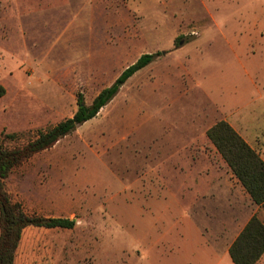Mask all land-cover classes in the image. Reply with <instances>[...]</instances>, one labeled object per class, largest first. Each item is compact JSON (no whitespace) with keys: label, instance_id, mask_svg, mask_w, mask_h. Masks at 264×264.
I'll use <instances>...</instances> for the list:
<instances>
[{"label":"rangeland","instance_id":"rangeland-1","mask_svg":"<svg viewBox=\"0 0 264 264\" xmlns=\"http://www.w3.org/2000/svg\"><path fill=\"white\" fill-rule=\"evenodd\" d=\"M145 53L158 56L96 117L7 178L27 212L76 220L27 227L16 264H181L183 223L167 229L147 205L163 175L190 149L204 152L195 165L228 170L207 136L222 119L264 158V0H0L3 145L72 117L79 94L90 104ZM208 226L193 224L202 263ZM218 227L223 261L237 226Z\"/></svg>","mask_w":264,"mask_h":264},{"label":"trees","instance_id":"trees-1","mask_svg":"<svg viewBox=\"0 0 264 264\" xmlns=\"http://www.w3.org/2000/svg\"><path fill=\"white\" fill-rule=\"evenodd\" d=\"M158 54H142L108 87L102 89L90 104L82 94L72 117L41 130L38 135L15 147H5L0 138V264H16L24 230L29 226L47 229H72L76 220L67 217H47L29 213L20 201H15L6 188L12 171L32 156L53 147L79 126L93 119L119 93L121 87L138 71L152 63ZM7 93L0 82V98ZM207 136L254 203L264 206V158L226 120L214 123ZM12 137V136H10ZM229 255L234 264H257L264 255V221L253 215L232 242Z\"/></svg>","mask_w":264,"mask_h":264},{"label":"crops","instance_id":"crops-1","mask_svg":"<svg viewBox=\"0 0 264 264\" xmlns=\"http://www.w3.org/2000/svg\"><path fill=\"white\" fill-rule=\"evenodd\" d=\"M202 154L204 152L201 150L190 149L189 164L182 166L181 162H177L178 165L175 164L177 167L174 166L167 172L170 179L163 175L164 182L160 188L162 190L161 200L156 198L152 203L149 199L147 205L163 213L169 223L167 229L174 227V222L179 225L183 223L180 236L185 234L184 238L180 237V239H183L184 244L181 247L177 245L180 248L181 264H229L231 259L229 248L232 242L253 215H258L264 221V210L261 209V205L253 202L230 168L227 170L214 167L212 164L211 166L195 165ZM223 200L226 202V211L223 210L224 207H218L219 202ZM197 217L199 218L195 219ZM200 220L209 224L208 229L205 230L210 231V237L205 244L208 248L213 247L214 249L213 258L205 263L196 260L195 239L191 240L197 237L193 224ZM219 225L225 229L223 231L226 233L237 226V232L231 237L228 247L223 251V254L228 256L227 260L224 257L223 261H220L218 257V243L214 236ZM212 242H215L213 246ZM257 264H264V255Z\"/></svg>","mask_w":264,"mask_h":264}]
</instances>
